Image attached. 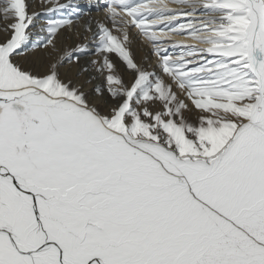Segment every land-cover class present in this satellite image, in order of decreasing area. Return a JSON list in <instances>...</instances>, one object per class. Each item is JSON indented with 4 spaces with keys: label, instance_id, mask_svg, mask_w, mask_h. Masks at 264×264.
<instances>
[{
    "label": "snow or ice",
    "instance_id": "6c2138e0",
    "mask_svg": "<svg viewBox=\"0 0 264 264\" xmlns=\"http://www.w3.org/2000/svg\"><path fill=\"white\" fill-rule=\"evenodd\" d=\"M38 3L0 0V264H264V0Z\"/></svg>",
    "mask_w": 264,
    "mask_h": 264
},
{
    "label": "bare ground",
    "instance_id": "6f19581e",
    "mask_svg": "<svg viewBox=\"0 0 264 264\" xmlns=\"http://www.w3.org/2000/svg\"><path fill=\"white\" fill-rule=\"evenodd\" d=\"M30 2L35 6L36 10L39 11L40 10V6L38 3V0H30ZM61 2V1H60ZM81 6L84 7V11H86L85 8V4H86V0H81V2L79 3ZM92 16L96 17L98 16V13H96L95 11L92 12ZM88 22H89V16L88 15H83L82 16V20L77 22V26L76 29L71 32L74 33V35H71V33H66L67 35L71 36V39L68 41V43L71 44H75L78 43L80 41H77L76 38H78L77 36V32L80 35H90L88 33L84 32V28L88 26ZM93 29L95 28V25L93 23ZM176 39H180V37H176ZM150 46L147 45V42H140L139 40H137L136 42L133 43L132 46V51L134 52L135 58L138 62H142L147 64L148 62L151 63H155V58L151 56V53L149 51ZM39 55V53H38ZM90 59V57H83L81 58V65H86L87 61ZM114 60V59H113ZM119 63V62H118ZM118 67L120 68V70L123 72L124 71V66L122 64L119 63ZM125 75L127 76L128 74L125 73ZM99 81H94L93 83H98Z\"/></svg>",
    "mask_w": 264,
    "mask_h": 264
},
{
    "label": "rangeland",
    "instance_id": "374dc122",
    "mask_svg": "<svg viewBox=\"0 0 264 264\" xmlns=\"http://www.w3.org/2000/svg\"><path fill=\"white\" fill-rule=\"evenodd\" d=\"M61 1V3H65V2H67V0H60ZM81 2V0H76V3L80 6V8L83 10L84 9V7L83 6H81L79 3ZM82 16L83 15H81V17H80V19L78 20V21H81L82 20ZM77 21V22H78ZM71 35H74V33H71ZM76 40L77 41H80L79 40V37L78 38H76ZM83 58V57H82ZM113 59H114V62H117V64L119 65V63H118V61H116V58L115 57H113Z\"/></svg>",
    "mask_w": 264,
    "mask_h": 264
}]
</instances>
